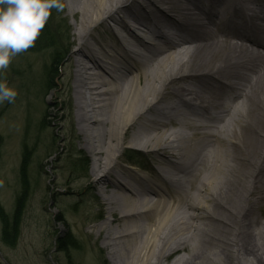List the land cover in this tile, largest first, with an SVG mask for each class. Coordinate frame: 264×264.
Wrapping results in <instances>:
<instances>
[{"label":"bare ground","instance_id":"obj_1","mask_svg":"<svg viewBox=\"0 0 264 264\" xmlns=\"http://www.w3.org/2000/svg\"><path fill=\"white\" fill-rule=\"evenodd\" d=\"M65 2L79 42L53 96L71 93L112 264H263L264 0Z\"/></svg>","mask_w":264,"mask_h":264},{"label":"rangeland","instance_id":"obj_2","mask_svg":"<svg viewBox=\"0 0 264 264\" xmlns=\"http://www.w3.org/2000/svg\"><path fill=\"white\" fill-rule=\"evenodd\" d=\"M61 3L63 9H52L46 22L55 45L68 47L61 63L48 70L55 46L27 49L13 57L2 77L18 93L14 102L0 104V204L8 216L13 214L16 197L21 193L24 145L29 163L26 199L13 246L3 242L0 221V264H112L108 249L103 246V233L95 231L102 221L98 205L102 197L97 187L91 190L88 186L86 175L91 161L79 142L77 124L68 114L71 93L53 96V92L63 88L61 81L67 77L70 53L78 41L67 4L65 0ZM94 33L99 41L113 40L106 25L96 27ZM54 70L55 87L45 90L49 73ZM130 146L126 142L117 152L120 162L144 173V163L153 165V160H147L149 156L145 152ZM80 159L85 164L78 166ZM79 181L84 184L83 191L80 189L78 195L71 193L70 190L79 189L76 185ZM79 195H85L82 201ZM58 217L61 221L56 220ZM261 217L264 219V209ZM67 232L74 236L77 247L60 250L56 240ZM166 263L162 260L160 264Z\"/></svg>","mask_w":264,"mask_h":264},{"label":"clouds","instance_id":"obj_3","mask_svg":"<svg viewBox=\"0 0 264 264\" xmlns=\"http://www.w3.org/2000/svg\"><path fill=\"white\" fill-rule=\"evenodd\" d=\"M63 7L61 0H0V104L18 94L2 78L13 57L34 46L52 9Z\"/></svg>","mask_w":264,"mask_h":264},{"label":"trees","instance_id":"obj_4","mask_svg":"<svg viewBox=\"0 0 264 264\" xmlns=\"http://www.w3.org/2000/svg\"><path fill=\"white\" fill-rule=\"evenodd\" d=\"M54 38L50 34V31L48 30L46 24L44 28L41 30L40 35L36 39L34 46L30 47L29 50H39L42 48H49L54 47V51L51 53V61L48 66V70H51L55 68L57 65L61 63L63 60V55L66 53L68 47L62 46H56L54 43ZM56 71H52L51 74L49 73V79L46 82V90H51L55 87L54 85V79ZM23 150V160L21 162V170H20V182L22 185L21 193H19L15 200V207L13 214L11 216H8L5 211L3 210L1 204H0V221L2 224V240L5 244L13 246L18 238L19 234V225L21 220L22 211L24 208V201L26 199V189H27V165L29 163V155H26V146L24 145ZM84 163L82 159L78 160V166H81ZM85 164V163H84ZM57 221H61V218H57ZM57 247L60 250H67V248L75 247L77 242L74 236L71 234V232H67L65 237L63 238H57L56 240ZM77 247V246H76Z\"/></svg>","mask_w":264,"mask_h":264}]
</instances>
